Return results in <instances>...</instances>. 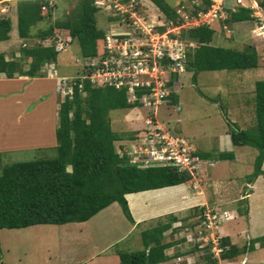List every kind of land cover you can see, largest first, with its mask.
Here are the masks:
<instances>
[{
    "label": "rangeland",
    "instance_id": "374dc122",
    "mask_svg": "<svg viewBox=\"0 0 264 264\" xmlns=\"http://www.w3.org/2000/svg\"><path fill=\"white\" fill-rule=\"evenodd\" d=\"M54 1L63 5L59 7L61 12L65 9L68 11L72 7L67 4L69 3L67 0ZM120 1L95 0L94 5L99 8L96 13L98 27L104 28L105 35L126 34L131 36L134 43L146 42L150 38L149 29L156 24L154 21L157 18L162 21L165 18L164 15L158 10L155 13V10L147 7L143 4L144 2H140V10L134 12L137 14L135 20L128 23L124 21L113 23L107 16L117 14L119 11L121 13L122 10L129 11L135 6L134 2ZM184 1L192 4V0ZM255 1L260 2V0ZM165 2L171 8H175L179 0H165ZM150 6L154 8L153 4ZM187 8L189 9L186 6ZM248 9L251 11L250 15L257 16L254 13L256 10ZM1 10L5 11L6 9L2 7ZM7 10L6 12L10 13L8 15L15 22L17 17L16 0L7 2ZM55 16L62 17V14L57 13ZM124 16L121 19H124ZM156 16L158 17L156 18ZM203 20L215 30V44L239 49L246 45L255 47L259 55V65L256 69L243 71L203 70L196 75L192 71L184 70L176 78L174 85L169 84L170 93L175 94L172 95V98L175 96V103L168 102L170 101L169 93L167 101L162 103L157 110V118L165 130L181 135L195 149L197 147L207 154V159L200 162L196 178L183 187H181L182 184L168 186L170 192L168 190L165 192L148 190L147 201L149 202L147 204H144L146 201L138 202L139 195L137 194L141 192L132 193L130 200L136 202H128L134 219L131 229L130 220L124 215L117 202L101 210V213L98 212V215H94L89 221L3 228L0 230L2 250L0 264H73L79 262L101 264L100 258L103 256H106L105 259L108 257L107 264H120L118 252L143 248L142 233L158 223L168 220L170 214H176L183 221L174 222L172 224L174 228L163 233V242H173V245L165 250L169 259L163 264H210L205 262L206 258H201V255L208 250L220 260L222 250L220 232L223 231L228 232L232 241L238 245H247L249 248L245 252L248 260L243 259L240 262L232 260V262H222L221 264H264V246H261L259 241L262 236H258L261 231L264 233V174H259L256 177L250 176L254 170V160L258 150L249 145L236 146L232 144V148L225 145L224 151H232L234 157L219 159L222 144L217 146V138L221 142L220 135L226 131L229 134V122L248 131L254 130L257 125L254 94L256 81L264 79V38L255 28L256 19L253 20L254 24L252 22L249 25L248 23L241 25L230 22L224 27L217 18L210 20L203 17ZM108 21H110L109 25ZM36 23V26L40 28L47 25L46 20ZM191 24H193V20L184 22L183 26H193ZM179 28L169 29L168 35L171 37L170 32L180 34ZM10 35L8 40L0 42V52H5L6 57H11L13 54L18 57L19 49L26 41L30 45L40 42L37 37L24 41L18 35L14 23ZM55 35L57 40L61 41L56 44L59 54L56 63H47L43 68L46 71L44 77L39 79L28 76L5 78L4 74L1 75L0 148L3 151H1L3 156L0 162V171L2 164L38 157L42 152L36 149L49 147L52 129L55 130L58 124L57 111L60 102L65 98V94L70 92L64 79L80 77L85 74V71H89L87 66L90 64L91 56L82 55L77 39L67 42L64 38L68 36V33L65 31ZM41 42L49 45L52 40H41ZM194 45L196 44L188 42L186 46H183V49L188 50V47ZM98 49H101V41L98 43ZM29 61L28 58L23 60L24 68L28 67ZM56 73L62 77L60 78ZM49 76L56 79L58 76L59 79L56 82ZM108 112L111 128L114 131L125 137L134 135L138 131L134 140L125 138L114 141V144L117 152H121L120 146H123L124 152L130 154L129 157L135 154L131 157V161L135 160L140 164L142 161L139 160L145 159L142 152L147 145L144 143L142 130L144 119L149 114L147 108L138 106L112 109ZM209 163L212 164L209 165ZM261 170L264 171V160ZM248 176L252 178V181ZM247 191H250L253 197L243 196L244 200L238 201V195ZM202 196L204 200L200 198L197 201ZM249 199L252 200L256 209L254 212L250 210L248 214ZM197 202L198 204L204 203L205 208L226 209L233 215L230 219L220 222L219 228L214 229L220 231L215 234V241L206 234H211V231L214 230L207 229L203 218L200 219L199 212L196 217H193L196 210L193 207L197 205ZM162 206H164L163 211H169L159 214L160 210L157 209ZM175 206H177V211H175ZM241 212L245 214L242 215ZM141 213L150 214L152 217L143 219ZM190 214L192 215L190 216ZM250 214H252V218ZM240 216H242L241 219ZM206 229L207 231L204 233L203 231ZM202 240L212 242L210 249L184 254L194 250V245L197 244L195 242L202 243ZM94 254L98 255L93 256ZM218 263L220 264L219 261Z\"/></svg>",
    "mask_w": 264,
    "mask_h": 264
},
{
    "label": "trees",
    "instance_id": "16d2710c",
    "mask_svg": "<svg viewBox=\"0 0 264 264\" xmlns=\"http://www.w3.org/2000/svg\"><path fill=\"white\" fill-rule=\"evenodd\" d=\"M3 1L7 3L10 0H0ZM67 1L72 7L61 12L59 7L63 5L54 0H16L18 35L24 41L37 37L40 42L30 45L26 41L25 45L20 47L18 57L13 53L14 56L6 57L5 52H0V75L3 73L8 78L44 77L46 71L43 68L46 64L57 61L59 51L56 44L61 42L55 35L58 32L68 33L64 38L67 42L76 38L83 56L93 57L98 53V43L106 32L97 25L96 13L99 8L94 5L95 0ZM150 1L164 12L166 21L179 23L175 9L165 0ZM182 2L183 0H179V3ZM210 3V0H202V5H195L191 12L197 15L199 11H206ZM260 5L264 6V0H260ZM136 6L140 7L139 4ZM57 13L62 14V17H56ZM250 13L248 7L239 6L237 11L232 12L226 24L231 22L249 25L255 19ZM107 17L114 23L121 21L122 14L118 12ZM42 20H46L47 25L37 27L36 22ZM110 21L107 22L108 25ZM11 23L10 16L0 17V42L10 38ZM157 29L164 31L166 25H160ZM214 33L215 30L205 23L181 29L179 37L185 42L196 44L186 50L185 70L196 75L203 70L243 71L258 67L259 55L255 47L246 45L239 49L215 44ZM171 35L174 36L173 33ZM47 39H51L52 43L45 45L41 42ZM26 58L30 61L28 67L24 68L23 60ZM177 77L178 74L173 73V80ZM83 78L82 75L66 78L69 84L70 81L73 83V93L65 94V98L60 102L57 111L58 124L54 130L55 144L36 149L42 152L38 157L2 164L0 230L36 224L83 222L114 202L120 204L124 215L133 222L126 194L188 183L196 178L199 168L195 170V174H191L173 165L142 166L141 163L131 161L133 155L129 157L130 154L124 152L123 146H120L121 152H117L114 141L125 138L134 140L138 131L127 137L114 131L108 110L132 108L140 106V103L128 100L125 87L118 89L108 84L97 86L91 84L89 78ZM79 83L83 84L84 93H81ZM173 94L170 93L168 102L175 103ZM254 102L257 117L254 130L241 129L232 122H229L228 129L233 145H249L258 150L251 177L264 174L261 170L264 160V79L256 81ZM1 151L0 162L3 156ZM189 152L201 161L207 159L203 150L194 147L192 150L191 146ZM219 154V159L234 157L232 151ZM193 209H196L193 217L199 212L201 219L205 205H196ZM179 220L183 221L176 214H170L168 220L145 230L142 233L144 247L135 251H119L120 264L165 263L169 259L165 250L173 245V242H163V233L174 228L172 224ZM259 239L260 245L264 246V236ZM227 240L225 236L220 241L221 259H234L249 248L247 245L240 247L230 244ZM211 245L212 243L208 242L200 248L195 244V249L188 252L210 249ZM1 257L0 247V260ZM201 258H206L205 262L210 264H219L218 258L209 250L201 255Z\"/></svg>",
    "mask_w": 264,
    "mask_h": 264
},
{
    "label": "built area",
    "instance_id": "2783aa9c",
    "mask_svg": "<svg viewBox=\"0 0 264 264\" xmlns=\"http://www.w3.org/2000/svg\"><path fill=\"white\" fill-rule=\"evenodd\" d=\"M129 1L134 2L135 6L129 11L122 10V16L127 13L124 19H121L125 23L136 19L137 14L134 12L140 10L137 4L144 2L143 4L149 7L148 0L127 2ZM210 2L209 8L206 11H199L197 15L193 14L191 9L194 4L202 3V0H192V4L182 3L176 10L179 24L166 21L165 18L161 21L156 16L157 19L154 21L156 24L149 29L150 38L143 43H134L131 36L126 34H106L101 41V49H98V53L89 60L90 64L87 66L89 71L82 75L84 78H89L93 85L108 84L118 89L125 87L129 101L139 102V107L147 108L149 114L146 115L142 128L147 147L145 146L142 152L145 159L139 160L142 161V166L173 165L191 174H195V169L199 167V159L190 155L187 141L165 130L157 118L159 106L166 101L167 95L171 92L169 84L173 73L179 76L181 71L185 70L186 50L183 46L188 42L183 41L179 37L180 34L175 32L174 36L170 32V37L169 29L180 27L178 31L181 33L182 28L209 24L203 20V17L210 20L217 18L224 27L226 21L231 18L232 12L237 11L239 6H245L256 10L254 13L257 16H253L256 19L255 28L264 38V6H261L260 2L255 0H210ZM186 6L189 9H186ZM192 20L193 26H183L184 22ZM160 25H166V29L160 32L157 29ZM173 25L175 26L172 27ZM176 80L174 79L170 85H174ZM64 82H67L66 78ZM67 84L70 91L67 93L72 94L73 83L70 81V84L68 82ZM78 87L81 90L83 84L79 83ZM202 216L207 228L216 227L222 217L213 208L206 209ZM211 239L215 241L214 234H211Z\"/></svg>",
    "mask_w": 264,
    "mask_h": 264
},
{
    "label": "crops",
    "instance_id": "0c3cea01",
    "mask_svg": "<svg viewBox=\"0 0 264 264\" xmlns=\"http://www.w3.org/2000/svg\"><path fill=\"white\" fill-rule=\"evenodd\" d=\"M11 1V0H10ZM3 4V5H2ZM2 7L3 8H5L6 10L4 11H2L1 9H2ZM11 9V8H10ZM9 10V9H8ZM7 10V3H5V1H3V2H0V17L1 16H4V15H8V14H10L9 12H6V11H8ZM8 16H10V15H8ZM16 16H17V12H16ZM11 18V28H12V25H13V23L15 24V26H16V28H17V17H16V21L14 22V21H12L13 20V18L12 17H10ZM11 36V35H10ZM54 69V68H53ZM57 70V69H56ZM58 71V70H57ZM3 74V73H2ZM1 74V75H2ZM1 75H0V78H1ZM50 78H54L55 79V81L57 82V79L55 78V77H52V76H49ZM5 78H7L6 76H5ZM34 79H39V78H41V77H33ZM48 80V79H47ZM56 84V83H55ZM255 109V108H254ZM227 132V131H226ZM224 133V134H222V135H220V137H221V142L218 140V138H217V146L219 147L221 144H222V149H220V151H224L225 149H224V147H225V145H227L229 148H232L233 146H231L232 145V141H231V138H230V136H229V134H227V133ZM51 137H52V139L49 141V145H53L54 143H55V136H54V129H52V135H51ZM184 138V137H183ZM184 139H186V138H184ZM186 141H187V139H186ZM231 141V142H230ZM188 142V141H187ZM189 145H190V143H188ZM192 145V144H191ZM190 145V146H191ZM193 147V146H192ZM234 147H236V146H234ZM197 148V147H196ZM0 150H2L1 148H0ZM212 163H209V165H211ZM211 177V176H210ZM186 185V183H182V185H181V187H183V186H185ZM173 188V187H172ZM185 188V187H184ZM168 189H170V188H161V189H158V190H151V191H161V192H165V191H167ZM169 191V190H168ZM170 192V191H169ZM137 193V192H136ZM147 193H148V190L147 191H141V193H138L137 195H139L138 196V202H141L142 201V203H144L145 201H146V203H144V204H147L149 201H147V198H148V196H147ZM132 193H129V194H126V198H127V200H128V202H130V203H135V202H133V200H130V196H132L131 195ZM240 194V193H239ZM251 193H250V191H247L246 193H243V194H240V195H238V201H240V199H242V200H244V198H243V196H246V198H250V197H253V195L251 196L250 195ZM197 195V194H196ZM195 195V196H196ZM200 198H203V200H204V197L202 196V197H199L198 199H197V201H199L200 200ZM133 199H135V198H133ZM249 201V205H250V207H249V209H248V214H249V211L251 210L252 212H254V210L256 209V207H254V205H253V202H252V200H248ZM251 201V202H250ZM190 202V201H189ZM246 203H247V200L245 201ZM114 203H116V202H114ZM187 203H188V201H187ZM187 203H186V205H187ZM113 204V203H112ZM204 203H200V204H198V202H197V205H203ZM115 205H117V204H115ZM185 205V206H186ZM191 205V204H190ZM189 205V206H190ZM164 206H162V207H160L159 209H157V210H160V212H159V214H163V213H165V212H167V211H169V210H167V211H163V208ZM176 208V210L175 211H177V206H175ZM192 207V206H191ZM190 208V207H189ZM182 209V208H181ZM184 209V208H183ZM102 211H100L99 213H101ZM134 214V213H133ZM141 214H143V215H141L142 217H143V219H148L149 217H152V215H150V214H148V215H145L144 213H141ZM241 214L242 215H244L245 213L244 212H241ZM96 215H98V213L96 214ZM135 215V214H134ZM150 215V216H149ZM136 217V216H135ZM241 217L242 216H240V219H241ZM250 217L252 218V214H250ZM91 219V218H90ZM89 219V220H90ZM88 220V221H89ZM254 221H257V220H254ZM131 222V221H130ZM178 222V221H177ZM131 226H130V229L131 228H133V224H132V222H131V224H130ZM241 228V227H240ZM241 230L243 231V229L241 228ZM218 232H220V231H218ZM220 234L223 236V237H227L228 238V240L227 241H229V243L230 244H235V245H237V246H240V247H242V245H238L237 243H235L234 241H232V239H231V237L229 236L230 234L228 233V232H225V231H223V232H220ZM263 231H261L260 232V234L258 235V236H263ZM257 236V237H258ZM191 252H186V253H184V254H190ZM98 254H94L93 256H97ZM116 255V254H115ZM105 257L106 256H103V258H100V261H102V263L101 264H107V262L109 261L108 260V257L105 259ZM187 257H189V256H187ZM88 259V258H87ZM86 259V260H87ZM243 259H247V257L245 256V253H242V254H240L239 256H236V257H234V259H220L219 260V262H220V264L222 263V262H232V260H238L239 262L240 261H242ZM89 260L90 261H92V259H90L89 258ZM223 260V261H222ZM248 260V259H247ZM19 261V260H18ZM234 263V262H233ZM250 264V263H249Z\"/></svg>",
    "mask_w": 264,
    "mask_h": 264
},
{
    "label": "clouds",
    "instance_id": "9594fccd",
    "mask_svg": "<svg viewBox=\"0 0 264 264\" xmlns=\"http://www.w3.org/2000/svg\"><path fill=\"white\" fill-rule=\"evenodd\" d=\"M182 3H187L186 1H184L183 0V2ZM182 3H178L177 5H176V7L175 8H173V9H175V11L177 10V8L182 4ZM151 4H153V6H154V8H152L150 5ZM201 4V3H200ZM196 4H194L193 5V9L195 8L194 6H195ZM202 5V4H201ZM148 6H149V8L150 9H152V10H155V13H157L156 12V10H158V11H160L163 15H164V17H165V14H164V12L160 9V8H158L152 1H150V0H148ZM175 14H176V17H177V13L175 12ZM177 24H179V23H177ZM191 43H194V42H191ZM195 44V43H194ZM57 75H59V73H56ZM60 77L62 76V75H59ZM57 78L59 79V77L57 76ZM57 79V80H58ZM81 91V93H84V91H83V89H81L80 90ZM186 140V139H185ZM188 143V142H187ZM189 145V144H188ZM190 146V145H189ZM200 162H201V160H199V167H200ZM198 167V168H199ZM203 205H205V204H203ZM215 211H217L218 212V214H220V215H222V217H220V221L218 222V224H217V226L216 227H213V228H209L210 230H214V229H217V228H219V223L220 222H222V221H224V220H228V219H230L231 217H233V215L232 214H230V212L228 211V210H226V209H221V208H217V209H215L216 207H212ZM206 209H208L207 207L205 208V210L204 211H206ZM203 211V212H204ZM203 212H202V214H203ZM202 214H201V216H202ZM225 214V215H224ZM226 215H227V217H226ZM203 217V216H202ZM202 217H201V219H202ZM208 229V228H207ZM207 229L206 230H204L203 232L204 233H206V231H207ZM209 230V231H210ZM219 231V230H218ZM218 231L217 230H214V231H211V234H218ZM206 234H208L210 237H211V234L210 233H206ZM223 237V236H222ZM222 237H220V239L222 238ZM209 242H211V241H209ZM195 243H197L198 245H199V247L200 248H203L204 247V245L206 244V243H208V241H205V240H202V243H198L197 241L195 242ZM212 243V242H211ZM201 244H203V245H201ZM220 259V258H219Z\"/></svg>",
    "mask_w": 264,
    "mask_h": 264
}]
</instances>
